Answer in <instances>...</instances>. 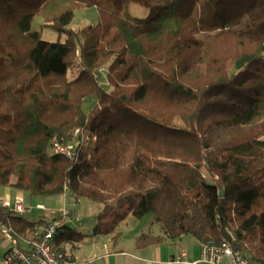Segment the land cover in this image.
Masks as SVG:
<instances>
[{"label":"trees","instance_id":"1","mask_svg":"<svg viewBox=\"0 0 264 264\" xmlns=\"http://www.w3.org/2000/svg\"><path fill=\"white\" fill-rule=\"evenodd\" d=\"M83 8L97 23L70 29ZM263 138L264 0H0V187L99 205L93 236L150 215L162 235L137 248L191 237L264 264Z\"/></svg>","mask_w":264,"mask_h":264},{"label":"rangeland","instance_id":"2","mask_svg":"<svg viewBox=\"0 0 264 264\" xmlns=\"http://www.w3.org/2000/svg\"><path fill=\"white\" fill-rule=\"evenodd\" d=\"M123 12H127L131 14V16L136 17V18H145L149 15V11L143 7L137 6L135 4H130L127 7L123 9ZM97 17L98 13L96 9L94 8H83L79 9L74 12V18L69 25V28L72 30H77L78 28L87 26V25H94L97 23ZM31 31L33 32H38L40 33L41 39L43 41L49 42V43H55L57 41L63 42L64 41V36H58L53 30L44 27L43 21L40 17H35L32 22H31ZM103 74H105V71H103ZM104 77V76H103ZM92 102H86L84 105V110L87 112L90 109ZM264 141V138H263ZM21 197L23 199V206L24 208H27L28 211L24 212L21 214V217L26 219L27 221L33 223V222H38L40 217L42 215H46L44 211L38 210L36 207V204H41L38 206H42L45 208V210L50 211V210H56V211H68L71 213V210H75L77 213H75V220L80 222L78 232L81 233L82 237L80 240L86 238L87 233L93 229V227L96 225V216L100 211V206L96 205L90 201L87 200H81L79 201L78 204H75L73 200L68 196V195H61V196H55V197H50V198H45V197H34L30 199H27L25 201V198L21 194L14 195L13 197H8L4 196L0 198V210L4 209L1 204H3L4 201H10L11 204H13V200L15 201L17 198ZM30 198V197H29ZM10 212V211H8ZM55 212V211H54ZM14 213V212H12ZM53 213V212H51ZM15 214V213H14ZM55 219V217L53 218ZM52 219V220H53ZM50 220V221H52ZM41 223H36L33 227L26 229L23 233V238L27 237V234L31 229L37 228L38 225H41L42 223L45 224V222H50L42 218ZM149 221H152V218L150 215L144 217L142 220H136L130 215L127 217V220H125L123 223H121L116 231L113 234V240L116 238L120 237V231H123V239L124 240H130V238L134 237L135 234L139 233L141 235L142 233H148L152 237H156L159 234V225L153 224L152 226L149 224ZM125 223L127 224L125 226ZM6 225V224H5ZM73 225L72 219L69 220V217L67 218V225L66 227H69ZM39 227V226H38ZM76 228V227H75ZM75 228H72L76 230ZM81 229V230H80ZM117 234V235H116ZM111 235V234H109ZM1 238V237H0ZM22 238V237H21ZM29 240V236L27 238ZM6 242L8 245H10V249L12 247V242L9 239H4L1 238L0 242ZM183 242H180L177 240L179 244H181V249H177L180 254L185 251L187 253V257L185 258V262L190 263L189 261L190 258L195 256L196 253V248L197 242L191 238V237H186L185 239L182 240ZM77 242V241H76ZM22 245V244H21ZM60 247H62L60 245ZM135 247H136V240H135ZM200 247V246H199ZM137 248V247H136ZM1 249V247H0ZM9 249V250H10ZM175 249V248H172ZM182 250V251H181ZM1 252V250H0ZM61 252H63L68 258L73 260V262H77L73 258H71L65 251L61 249ZM5 254V253H4ZM180 254L178 257L174 258L173 260L177 259L180 257ZM172 260V262H173Z\"/></svg>","mask_w":264,"mask_h":264},{"label":"built area","instance_id":"3","mask_svg":"<svg viewBox=\"0 0 264 264\" xmlns=\"http://www.w3.org/2000/svg\"><path fill=\"white\" fill-rule=\"evenodd\" d=\"M53 150L67 158L73 157L72 145H64L63 143L54 142ZM21 197L10 201H4L1 204L8 212H14L21 215L26 211L23 206ZM38 210H44L42 206L36 207ZM56 214L55 219L45 224L38 225L29 231L26 238L23 235L13 233L10 226L2 224L0 221V237L9 239L12 242V247L0 259V264H79L68 258L61 248H57L53 239L57 233L67 225L69 220L75 218L68 211L53 212ZM230 234V233H229ZM29 236V240H27ZM232 240L234 239L230 234ZM22 237V238H21ZM22 244V245H21ZM186 255L181 253L180 257L173 260L175 264H255L244 259L238 252L234 251L229 242H222L219 245L208 246L201 245L199 247V259L193 262H185Z\"/></svg>","mask_w":264,"mask_h":264},{"label":"crops","instance_id":"4","mask_svg":"<svg viewBox=\"0 0 264 264\" xmlns=\"http://www.w3.org/2000/svg\"><path fill=\"white\" fill-rule=\"evenodd\" d=\"M18 193L25 198V201L27 199H30L31 201V198L22 192H16L10 188L0 187V198L4 196L13 197ZM38 205L41 204H36V206ZM27 211L28 209L26 208V212ZM41 211H44L46 215H42L39 220L44 218L47 221L52 220L56 216V214L53 215L51 212H59V210L46 211L45 208ZM74 212L77 213L75 210ZM149 224L151 226L153 225L151 221H149ZM126 225L127 224L125 223V226ZM79 226L82 227L80 222L73 219V225H71L70 228L76 227L75 229L78 232ZM92 231L93 229L85 234L86 238L74 243L63 244L60 248L79 264H175L172 260L179 256L180 251H177L181 249V244H179L177 240L183 242L182 240L186 238L181 237L177 240L166 239L159 245L146 248H136L135 240L140 236L139 233L135 234L133 238L131 237L130 240H124L123 231H120V237L113 240V234L93 236ZM149 231L150 230H148V233L142 234H149ZM161 235L162 233L159 228V234L157 236ZM0 247V257L10 249V245L3 241L0 242ZM196 249L195 256L190 258L191 261L189 262L197 261L199 259V246ZM183 252L187 257V253L185 251Z\"/></svg>","mask_w":264,"mask_h":264},{"label":"water","instance_id":"5","mask_svg":"<svg viewBox=\"0 0 264 264\" xmlns=\"http://www.w3.org/2000/svg\"><path fill=\"white\" fill-rule=\"evenodd\" d=\"M219 195H220V197H223V192L221 191Z\"/></svg>","mask_w":264,"mask_h":264}]
</instances>
